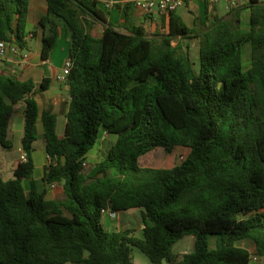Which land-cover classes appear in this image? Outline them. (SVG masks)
I'll list each match as a JSON object with an SVG mask.
<instances>
[{
    "label": "trees",
    "instance_id": "trees-1",
    "mask_svg": "<svg viewBox=\"0 0 264 264\" xmlns=\"http://www.w3.org/2000/svg\"><path fill=\"white\" fill-rule=\"evenodd\" d=\"M132 1L125 3V22L109 23L97 37L93 23L106 20L99 0H46L35 31L41 58L58 44L63 22L72 66L63 133L58 113L42 115L50 160L42 184L36 94L50 80L0 73V145L13 148L10 120L22 102L27 152L12 177L0 172V264H136L133 246L155 264H251V250L238 244L243 240L264 255V2L249 0L246 19L239 4L199 26L172 11L168 34L149 36L130 18ZM29 17L30 0H0V41L28 49ZM101 131L116 141L89 162ZM178 146L189 152L173 166L140 162L156 147ZM52 183L63 185V198H47ZM133 208L141 211L143 237L130 226L104 224L103 209ZM187 234L194 249L179 257L173 246Z\"/></svg>",
    "mask_w": 264,
    "mask_h": 264
},
{
    "label": "crops",
    "instance_id": "crops-1",
    "mask_svg": "<svg viewBox=\"0 0 264 264\" xmlns=\"http://www.w3.org/2000/svg\"><path fill=\"white\" fill-rule=\"evenodd\" d=\"M128 1L129 0H99V7L103 11L106 20L95 21L91 29L92 34L94 36L100 37L106 25H108L109 23L122 24L123 22H125L127 18L125 3ZM259 1L264 2V0ZM117 3H120L121 5H117ZM248 4L249 0H240L243 19H246L248 17ZM46 12V0H30V17L27 26V38L29 40V48L24 51H21L19 54L10 53L7 58L5 57L9 61H7V64H9V66H16L21 72V75H23L21 76L19 73L11 74L22 78H33L37 82V84L42 82L45 76H47L50 80L49 88L41 92L39 91L36 94V98L39 104V117L36 125L37 134L39 136L38 140H44V124L42 120V115L45 110H52L59 114V123L61 121V129L60 125H58L59 131L63 133L66 123V113L68 111L70 102V95L68 92L69 88L67 87L68 84H66L65 81L59 80L57 76L62 72L65 61L69 57L71 33L68 27L63 22H61L59 28L60 32L58 44L50 52L49 58L43 60L41 58V33L36 34L35 31L40 30L41 32V28L39 27V19ZM229 12L230 7L229 2L227 0H217L215 3H211L209 0H198L189 3L176 11V13L180 15L187 24L195 25V22H198V26L199 24H209V17L213 19L215 17L227 16ZM129 14L132 22L137 25L144 26L149 36H162L168 34L169 32L171 16L168 13L163 14L158 11L144 13L138 7H136L134 2L132 1L131 6L129 8ZM89 18L91 19V21L93 20L91 17ZM31 32L33 34L32 36H30ZM33 39L39 40L40 43L39 59L38 57H30L29 52L32 46ZM176 42L177 40L174 41V43ZM197 44L198 39H193L192 47L196 48ZM250 65L248 66V68L250 67ZM0 73L8 72L3 71L2 67L0 68ZM19 105H21L19 108H17L16 106L15 113L13 114L10 120L9 126V139L13 142V148L17 151H19L21 148L20 141L23 135L24 128V104L21 102L19 103ZM9 152L10 149H7L0 145V172L5 177H7V175H13L14 168L18 162L17 160L15 162L10 158ZM12 163H14V165ZM59 194L64 195V187L62 184L56 183L55 186L48 185L47 198L56 199L64 197H61L62 195L58 196ZM129 210L117 212L116 217H112L110 214H105L107 215L106 218L108 221V225L115 224V227H120V225L125 222L123 221V219L124 217H126V214L129 212ZM115 227L108 228L111 229ZM141 227L143 228L144 225H142ZM185 252L186 251H184V253Z\"/></svg>",
    "mask_w": 264,
    "mask_h": 264
},
{
    "label": "rangeland",
    "instance_id": "rangeland-1",
    "mask_svg": "<svg viewBox=\"0 0 264 264\" xmlns=\"http://www.w3.org/2000/svg\"><path fill=\"white\" fill-rule=\"evenodd\" d=\"M39 50H40L39 40L33 39L32 46L29 52L30 57H38L39 59V55H40ZM243 53H244V68L246 69L251 64L250 45L248 44L243 45ZM191 57L194 62L195 68L198 69L200 66L199 47L192 48ZM6 58H0V68L3 67V71L5 72L16 73V74L19 73L21 75V72L18 70L16 66H12V65L9 66V64H7L8 59ZM20 106L21 105L18 104L17 108H19ZM59 125L61 129V121ZM116 138L117 136L115 134H105L101 136L99 138L98 144L88 154V157H87L88 161L89 162L99 161L104 155H106L111 145L116 141ZM35 147H36L35 159L37 162L36 177L42 184L41 177L43 174V170L45 166L49 164L50 160L46 153L45 143L43 139L38 140L35 144ZM188 152H189V148L184 147V146H178L173 152H168L163 147H156L149 153L143 155L140 159V162L143 166L169 167V166H173L177 164L178 162H180L181 155L186 156ZM9 156L13 161L15 162L16 160L19 161L20 160V150L17 151L14 148L10 149ZM14 163L12 164L14 165ZM10 176H13V175H7V177H10ZM60 195L62 194H59L58 196ZM63 196L64 195H62L61 197ZM106 217L107 215L104 214L105 225L107 227H115V224L108 225L107 223L108 221ZM123 221L125 222H123L120 225V227L130 226L135 229L134 234L136 236L143 237V229L141 226L144 225V223H143L141 211L139 209H136V208L130 209L129 212L126 214V217H124ZM210 241H211L212 247L216 246L217 236L211 235ZM238 244L245 245L251 250L252 252L251 264H264V255H259L258 253H256L255 245L252 242L243 240V241H239ZM193 249H194V235L193 234L185 235L184 237L179 239L173 246V251L176 254H178L179 257H181L184 254V251L191 252L193 251ZM133 256H134V261L136 264H155L138 246H133ZM66 264H73V263L67 262ZM162 264H170V263L167 260H164Z\"/></svg>",
    "mask_w": 264,
    "mask_h": 264
},
{
    "label": "built area",
    "instance_id": "built-area-1",
    "mask_svg": "<svg viewBox=\"0 0 264 264\" xmlns=\"http://www.w3.org/2000/svg\"><path fill=\"white\" fill-rule=\"evenodd\" d=\"M136 7H138L144 13H150L153 11H158L163 14H170L172 11H177L178 9L186 6L187 4L198 1V0H133ZM211 3H215L217 0H209ZM229 2V7H236L240 4V0H227ZM32 32L30 36H32ZM21 52L20 48L13 43L7 41H0V58L7 57L10 53L19 54ZM72 66V60L68 57L63 66L62 72L57 76L59 80L67 81V77L70 74ZM108 134L107 131H102L100 137ZM185 158L184 155H181V160ZM20 160H27V152L20 148ZM56 183H52L51 186H55ZM104 214H110L112 217H116L117 212H114L110 209H103Z\"/></svg>",
    "mask_w": 264,
    "mask_h": 264
},
{
    "label": "water",
    "instance_id": "water-1",
    "mask_svg": "<svg viewBox=\"0 0 264 264\" xmlns=\"http://www.w3.org/2000/svg\"><path fill=\"white\" fill-rule=\"evenodd\" d=\"M67 87L69 88V85H67Z\"/></svg>",
    "mask_w": 264,
    "mask_h": 264
}]
</instances>
